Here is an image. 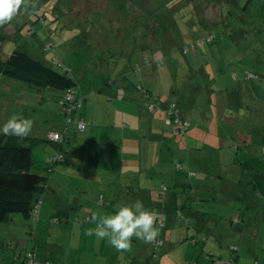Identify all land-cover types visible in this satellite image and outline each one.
<instances>
[{
  "label": "rangeland",
  "instance_id": "374dc122",
  "mask_svg": "<svg viewBox=\"0 0 264 264\" xmlns=\"http://www.w3.org/2000/svg\"><path fill=\"white\" fill-rule=\"evenodd\" d=\"M245 5L246 11L242 10ZM258 13L264 15V0H23V6L13 20L0 25V57L5 61L14 50H21L57 72H68L77 80L112 79L125 69L135 70V65L142 62L138 61V51L144 47L146 49L147 45H154L156 51H144L142 59L148 60L152 56L157 59L155 62H161L157 65L159 72L165 73L169 79H183L185 69L182 64L198 68V52L206 51L207 47L214 50L221 43L198 42L194 51L184 55L185 50L182 49L190 46L188 41L193 40L192 37L199 41L206 36H203L205 32L214 35L235 28L237 20L253 17V20H259ZM219 19H222L219 23L211 22ZM201 61L205 62V59ZM213 64L217 66L213 61L211 67L204 66L209 76L198 73L192 78L200 79L198 84L204 83V87L206 79L212 89L209 96L212 104L207 107L201 103L198 106L200 114L214 125L209 138L212 149H206L204 155L209 161L203 167L213 176H231L239 167L232 163V155L236 152V161L239 158L243 160L241 162L248 159L249 166L264 171V159L259 157L263 151L264 127L261 122H254V111H262L261 117H264V95L260 98L255 92L259 89L264 93V79H243L250 92L242 93L235 101L224 90L230 87L226 83L236 80L233 79L234 74L228 72L230 67L220 63L218 67L224 68L225 72L220 77H212L210 69H213ZM76 82L74 88L77 91L80 83ZM64 94L51 88L38 89L0 75V124L12 116L31 119L33 129L28 136L43 138L55 129V124L61 125L55 119L61 109L59 96L63 97ZM236 110L244 114L241 116V126L232 124L238 119L232 116ZM256 119L259 120L258 117ZM188 120L193 125L201 126L202 121ZM245 126V131L240 130L239 127ZM261 128L263 131H260ZM39 148L52 150L46 144H40ZM220 150L222 153H219ZM221 155L223 161L227 162L224 164L228 165L219 163ZM32 171L36 172L35 169ZM76 182L80 183V180L73 181L71 190L78 194L73 189ZM84 183L97 184L87 179H84ZM58 198L61 201L66 196L60 192ZM86 198H91L94 213L101 210L102 205L99 200L98 204L95 203V196ZM48 199V195L40 199L37 221L13 214L10 221L0 223V264H19L25 256L33 257L37 264H43L41 261L44 259L51 264H216V261H210L211 256L220 257L218 261L227 264L230 261L226 259V249L233 246L234 254L238 249L239 264H264V253L260 251L264 248V237L251 249L246 246L247 251L243 249L244 243L240 244L237 239L219 243L212 234L201 235L194 231L195 218L186 211H179L175 219L162 216L166 228H158L156 238L162 241V245L155 246L156 239L146 243L133 238L129 249L117 251L106 240L86 235L87 229L95 227L93 219V224H83L82 215L78 212L68 220L60 215L56 217L60 219L59 222L50 219ZM64 204L67 203H60L61 207ZM218 207H226L224 199L212 205V208ZM247 216L252 215L249 213ZM186 218L190 220L189 228ZM167 231H173L170 240L163 234ZM186 235L193 238L186 240Z\"/></svg>",
  "mask_w": 264,
  "mask_h": 264
},
{
  "label": "crops",
  "instance_id": "0c3cea01",
  "mask_svg": "<svg viewBox=\"0 0 264 264\" xmlns=\"http://www.w3.org/2000/svg\"><path fill=\"white\" fill-rule=\"evenodd\" d=\"M208 3L218 4V2L212 1H208ZM220 16H222L221 11ZM257 17L263 19L264 15L258 13ZM221 20H212L211 22L219 23ZM239 21H241L237 24L239 27L235 28L231 36L222 34V41L214 50L207 47L206 51L198 52V60L201 62H199L198 68L187 63L182 64L185 69L183 79H169L165 73L159 72L157 65H160L161 62H155L157 59L152 58V56H150L151 60L150 58L148 60L142 59L144 51L147 50L148 53L156 51L154 45H147L146 49L144 47L138 51V61L142 62L135 65V70L134 68L131 71L125 69V71L116 74L115 77L112 76V79L77 80L69 74L76 84V81L80 83L77 91L75 88L72 89L80 101V107L74 110L69 118L82 121L85 125L84 130L79 131L73 123H67L68 116L63 111L60 104L62 97L59 96L58 104L61 109L58 110L59 113L56 115L55 121L58 120L61 125L55 124V129L43 138H37L48 140L50 133H59L64 135L63 139L56 143L57 147L42 142V144L51 146L52 150L40 149L39 144L34 151L38 169L42 168L47 175L46 185L40 199L45 195L50 198L47 202L50 206L48 212L50 219L59 222L60 219L56 217L60 215L68 220L71 215L78 212L82 215L83 224H93L91 222L92 216L113 213L118 206L140 200L147 209L157 212L156 224L159 229H164L166 224L163 222L162 216L167 215L175 219L178 213L168 214L166 209H162V206H165L164 203L166 202H172L173 194L178 197L176 205L177 203L178 205L184 203L185 200H182L183 193H181L180 188L183 183L191 185L189 195L194 198V206L191 204L194 209L200 206L197 202L199 198L208 199L205 208H210L215 213H226L235 208L232 201L237 194L238 196L241 194L238 182L242 178H246L240 166L243 160L237 158L236 161V152H234L232 155L234 162L232 163L239 167L231 176H213L203 167L209 161L204 155L206 149H212L209 145V138L214 125L207 121L205 115L200 114L198 106L201 103L207 107L212 104L213 101L209 97L212 89L206 79H204L206 85L204 87V83L198 84L200 79L192 78L198 73L205 74L206 77L209 76L206 74L207 71H205L204 66L211 67L212 61L216 62L217 66L213 64V69L209 68L212 75L208 73L212 77H220L225 71L218 65L223 63L230 67L228 72H232L234 74L233 79H236L226 83L227 86H230L229 88H224L229 93V98L238 101L242 93L248 94L250 92L249 86H246V82L244 83L243 80L246 81L244 74L248 71L246 69L247 62L253 61L257 64V60L261 61L262 57L261 55L256 56L257 51H259V45L256 42L246 44L245 39L248 35H252L249 34L252 31L245 28L244 21ZM226 31L228 29L224 30V32ZM216 34H214L213 40L217 36ZM210 35L213 36L211 32H205L203 36L208 37ZM194 38L195 36L192 37L193 40L188 41V45H193V48L184 55L195 50L198 41ZM166 41H170V39H166ZM213 52L216 55H212ZM103 57H100L102 61ZM201 59H205V62H202ZM137 72H141V74ZM258 76L261 78V75ZM220 89L223 90L222 87ZM251 90L253 92L252 88ZM257 90L259 91V89ZM262 90L264 89L262 88ZM258 91L255 92L261 98L264 93ZM145 94H149L158 100V111L147 112ZM255 99H258V96H255ZM171 104L176 107L181 119L188 124L185 132L176 133V127L169 122L165 109ZM234 113L235 115L232 116L238 117V119L232 124L241 126V116L244 114L239 110ZM261 114L262 111L260 110L254 111V122L257 124L261 122L262 127H264V117H261ZM188 119L191 121L197 119L198 123L202 121L201 126L199 124L193 125ZM239 128L246 130V126ZM260 131H263V128ZM262 148L264 151V144H262ZM60 151L64 155L62 160H54ZM219 153L222 151L220 150ZM249 156H255V154H249ZM223 159L224 157L219 160V163L228 165L224 164L227 162ZM246 161L249 162L248 159ZM177 164H180L181 169L176 167ZM192 165H194L195 171L192 169ZM201 166L203 170H200ZM189 173L194 174L195 178L188 176ZM84 179L94 180L97 184L84 183ZM78 180L80 183L76 182L74 185L76 187H73L79 192L76 194L71 189L73 181ZM60 192L66 196V201L65 199L58 200V193ZM89 195L97 198L96 204L99 200L102 205L101 210L94 213V209L90 205L91 198H86ZM214 196L218 197L217 202L224 199L226 207L223 209L221 207L212 208V205L217 203L213 200ZM52 199H54L53 202H51ZM64 202L67 204L61 207L60 203ZM39 210L40 205L38 206V213ZM45 210L47 213V206ZM254 210L256 213L251 214V217L247 215L242 217L244 219L242 223H237L238 216L232 210L231 215L227 212V218L225 216L222 218L211 216L209 219L208 216H204L208 220H205L207 227L214 229L203 232L201 235L212 234L219 243L222 240L228 242L232 238L233 241L237 239L240 244L244 243L243 249L247 251L246 246L251 249V246L256 245L258 240L264 237V204L262 203V206H257ZM67 212L71 213L67 214ZM202 218L199 216V219ZM37 219L38 214L34 220L37 221ZM159 220L161 224H159ZM215 220L216 225H213ZM163 234L165 238L170 240L173 231H167ZM189 238L193 237L186 235V240ZM159 243L162 244V241L156 239L154 245H159ZM229 248L226 249V259L232 255ZM260 251L264 253V248H261ZM24 259L26 262L28 257H23L19 264H23ZM41 263L51 264L47 259L42 260ZM255 263L258 264V262Z\"/></svg>",
  "mask_w": 264,
  "mask_h": 264
},
{
  "label": "trees",
  "instance_id": "16d2710c",
  "mask_svg": "<svg viewBox=\"0 0 264 264\" xmlns=\"http://www.w3.org/2000/svg\"><path fill=\"white\" fill-rule=\"evenodd\" d=\"M246 6L247 5H245L242 10L246 11ZM254 18L255 17L243 20L246 26L245 28L252 31V33H249L252 35H248L245 39L246 44L249 45V43L256 42L259 45V51H257L256 56L261 55L262 57L261 61L257 60V64L253 61L250 63L247 62L246 69L248 71L244 74V77L246 78L247 73L253 75V78L250 80L264 79V18L256 21L253 20ZM240 22L241 21L239 20L236 21V27H239L237 24ZM235 28L228 30V36L233 34ZM223 33L224 32L221 31L220 34H216L217 36L215 35L216 37L214 40L221 42ZM208 37H210V41L208 42L214 41V35ZM208 37H204L198 42L203 43L207 41ZM257 74L261 75V78ZM0 75L25 82L38 89L51 88L60 92H67L76 87L75 81H73V78L68 72H57L52 68L45 66L40 61L31 58L26 52L21 50H14L5 61L0 57ZM246 80L249 81L248 79ZM42 142L57 147L56 143L49 142L46 138L40 140L35 137L27 136L20 139L0 135V223L10 221V215L13 214H19L25 219L36 218L34 216V210L39 206L40 197L42 196L47 181V175L43 172L42 168L38 169L36 165L34 154L36 147H38L39 144H42ZM59 153L62 154V157L64 156L62 151ZM260 157L264 159V151ZM240 166L245 173L246 178L244 177L238 182L241 194L240 196H238V194L235 196L232 201V203L235 204V208L231 209L232 211H235V214L238 216L237 223H242V221H244L242 218L243 216L249 213L255 214L256 211L254 209L257 206H262V203L264 204V171L255 170L252 166L248 165L247 161L242 162ZM34 169L36 172L32 171ZM188 176L191 177L195 175L189 173ZM180 186L181 193H183L182 200H185L184 203L182 202L183 204L180 205L177 203L176 205L178 197L173 194L172 202L164 203L165 206L163 205L162 209H166L168 214H177L178 211H186L188 214H191V216L193 215L196 224L194 231H198L199 234L214 229L207 227L205 222L208 220H206L204 216H208L209 219H211V216L222 218L223 216L228 217V213L230 214V212H232L231 210L230 212L228 210V213L212 212L210 208H205L206 203L209 200H204L202 198H199L197 201L200 206H198L197 209H194V198L189 195L191 185L183 183ZM184 193L186 194L184 195ZM213 200L214 202H217L216 200H218V197L214 196ZM199 216H202L203 218L199 219ZM197 218L198 220H196ZM213 225H216V220L213 222ZM186 226L187 228L190 227V220L188 218H186ZM160 245L162 244L159 243L158 246ZM234 248V246L230 247L229 250L232 252L234 251ZM237 252L236 254L232 252L231 257L228 260V262H230L227 264H239L237 261ZM218 260L221 259L214 256H211L210 258L211 262ZM23 264H25V259Z\"/></svg>",
  "mask_w": 264,
  "mask_h": 264
},
{
  "label": "clouds",
  "instance_id": "9594fccd",
  "mask_svg": "<svg viewBox=\"0 0 264 264\" xmlns=\"http://www.w3.org/2000/svg\"><path fill=\"white\" fill-rule=\"evenodd\" d=\"M23 6V0H0V25L10 23ZM33 129V121L17 116L0 124V135L23 139ZM157 212L149 210L144 203L136 200L118 206L113 213L93 216L94 228L86 230V235L95 236L117 251L131 247L133 238L146 243L154 241L159 229L156 224Z\"/></svg>",
  "mask_w": 264,
  "mask_h": 264
},
{
  "label": "built area",
  "instance_id": "2783aa9c",
  "mask_svg": "<svg viewBox=\"0 0 264 264\" xmlns=\"http://www.w3.org/2000/svg\"><path fill=\"white\" fill-rule=\"evenodd\" d=\"M207 41H210V37L207 38ZM192 48H193V45H190L189 47H185L183 51L185 50V53H187ZM252 78H253V75L247 73L246 79L250 80ZM144 100H145L146 110L148 113H154L155 111H158L157 109H159L158 108L159 103L155 97H152L149 94H145ZM60 104L63 107L64 113L68 116L67 123H73L78 128L79 131H83L85 125L82 121H76V120L69 118V115L74 110L80 107V101L76 97L74 91L69 90L65 92L64 96L60 100ZM165 114L168 117L169 122L172 123L176 127V130H175L176 133H179V132L182 133L187 130L188 124L180 118L178 110L173 104L167 106V108L165 109ZM63 136L64 135H60L59 133H50L48 135V140L50 142H55V143L61 142L63 139ZM62 158H63L62 154L58 153L56 157L54 158V160L60 161L62 160ZM176 167L178 169H181L180 164H177ZM37 214H38V207H36L34 210V216L37 217ZM159 224H161L160 220H159ZM28 259H29L28 263L26 264H37L36 262L32 260L31 257H28ZM216 263L225 264L224 262H221V261H216Z\"/></svg>",
  "mask_w": 264,
  "mask_h": 264
}]
</instances>
